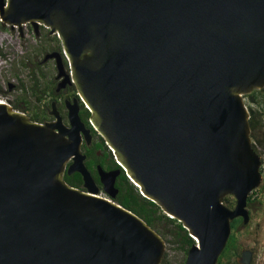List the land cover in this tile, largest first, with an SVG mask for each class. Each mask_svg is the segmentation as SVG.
Here are the masks:
<instances>
[{
    "label": "water",
    "instance_id": "95a60500",
    "mask_svg": "<svg viewBox=\"0 0 264 264\" xmlns=\"http://www.w3.org/2000/svg\"><path fill=\"white\" fill-rule=\"evenodd\" d=\"M0 21L56 33L43 59L118 165L98 167L99 195L75 97L66 125L53 103L40 122L0 101V264H159L163 238L113 200L120 169L196 237L181 264H215L261 179L241 96L264 86V0H0Z\"/></svg>",
    "mask_w": 264,
    "mask_h": 264
},
{
    "label": "rangeland",
    "instance_id": "374dc122",
    "mask_svg": "<svg viewBox=\"0 0 264 264\" xmlns=\"http://www.w3.org/2000/svg\"><path fill=\"white\" fill-rule=\"evenodd\" d=\"M0 34L3 35L2 39L0 37V87L6 90V85H35L31 83L32 80H36V85H49V78L54 74L51 62L49 60L44 61L42 64H37V62L42 58V54L49 50L48 48L51 44L38 38L35 39L31 31L29 29L26 30L23 26L22 34H20L16 27L9 29L1 21ZM64 67L68 69L67 62ZM29 75L31 76L29 77ZM18 93L17 90L5 91L0 93V99H4L9 103L15 101L19 95ZM253 95L257 101L264 103V89L255 91ZM241 97L246 108L247 106H257V102L250 101L247 96L243 95ZM27 110L30 111L32 109L28 108ZM259 156V167L262 169L259 185L262 184L264 186V150L260 152ZM256 191L258 197L264 198V189L257 188ZM225 196H228V200L231 201L229 206L231 207L234 201L233 197L231 195ZM246 208L249 213L248 220L245 224H239L236 231L238 254L241 249H249L251 251L249 264H264V200H261L260 203L253 202L250 205H246ZM168 227L170 225H166L164 229L169 231ZM159 235L161 236L160 233ZM161 237L164 240L162 256L164 255L167 264H181L185 254L176 248V244L170 241L167 234L164 236L166 240L163 236ZM238 258L239 255L237 264H240Z\"/></svg>",
    "mask_w": 264,
    "mask_h": 264
},
{
    "label": "trees",
    "instance_id": "16d2710c",
    "mask_svg": "<svg viewBox=\"0 0 264 264\" xmlns=\"http://www.w3.org/2000/svg\"><path fill=\"white\" fill-rule=\"evenodd\" d=\"M58 47V43L56 42V48ZM31 75H29L30 77ZM32 84H37L36 80L31 81ZM264 87L260 89H252L248 93L243 95L247 96L249 100L257 102V106L249 107L248 110V123H249V136L251 140V146L255 152L260 154L262 150H264V108L263 102L257 101L256 97L253 95L255 91L263 90ZM242 95V96H243ZM80 106L82 107V111L79 112V117L83 121L84 125H87L89 128L91 126L87 122L88 111L85 107L82 106L80 102ZM13 108L22 110L18 106L12 105ZM24 111V110H23ZM29 118L32 120H37L38 118L29 114ZM38 121V120H37ZM94 132V130L91 128ZM99 141L96 142L91 150L86 148V152L90 153L94 158L98 159L96 155H94V149L100 148L101 150L105 149L109 153V165L116 166L110 150L104 144L102 138L98 136ZM100 164H103L102 161L97 160ZM89 166V164H87ZM259 171L261 173L262 169L259 167ZM63 180L72 185L77 186V183L80 182V176L77 173L74 174H66L62 175ZM114 187L117 189L116 194L113 197V200L120 204L122 207L129 209L131 212L138 215L141 219H143L150 227L156 230L161 236H165L166 234L169 236L170 241L174 242L176 248L180 249L184 254L188 246L193 242V239L187 234L186 230L181 226V224L174 218L167 216L164 214L159 207L154 204L151 200L142 196L135 185L132 184L125 176L123 171L120 169L119 175L114 182ZM257 188L261 190L264 189V186L261 184L258 187L254 188L246 197V205H250L253 202L260 203L264 198L258 197ZM223 201L225 205L230 206L231 201L228 200V196L223 197ZM241 218L234 217L230 220V233L226 239L225 245L219 255L217 256V260L215 264H237L238 257V244H237V236L236 231L240 224ZM170 225L168 227L169 231H166L165 226ZM166 240V237H164ZM168 240V239H167ZM182 263V262H181ZM159 264H167L164 259V255L161 257V261Z\"/></svg>",
    "mask_w": 264,
    "mask_h": 264
},
{
    "label": "flooded vegetation",
    "instance_id": "af4514ba",
    "mask_svg": "<svg viewBox=\"0 0 264 264\" xmlns=\"http://www.w3.org/2000/svg\"><path fill=\"white\" fill-rule=\"evenodd\" d=\"M3 23V22H2ZM5 24V23H4ZM8 26L9 29H13L14 27H16L18 29V32L20 34H22V26L27 30L29 29L33 35V37H35V39H41L43 42H47L50 45V47L48 48V51H45L42 54V58L37 62V64H42L44 63V61H50L51 62V66L52 69L54 70V74L49 78V85H6V90L2 89L0 87V93H3L5 91L11 92V91H15L17 90L19 93L18 97L15 99V101H11L9 103H11L10 105H15L18 106L19 108H22V110L25 112L28 116L29 114H32L34 117L36 116L38 119V121H46V120H51L53 118V114L50 113L51 107L50 104L53 103L54 105V109L56 110V112L59 114L61 121L66 125L67 124V108H66V103L71 104L72 102V98L75 97L76 100V104L78 106V115L79 112L82 111V107L80 106V100L76 95V90L73 86L72 83L69 82H65L64 84H60L59 80H60V76L57 77L56 76V67H55V61L53 57H47L45 59H43V55L47 52H51V51H60V44H59V39L56 35V33L52 32L50 33L48 30V27L44 26L41 23L37 24L36 29H34L32 27V25L28 22L23 23L20 28H18L17 26L14 25H9V24H5ZM1 39L3 38V35L0 34ZM56 42L58 43V47L56 48ZM62 60V64H63V68L65 70V72H68V69H66L64 66L66 64V60L64 57L61 58ZM26 87V88H25ZM27 94V95H26ZM3 100L2 102H6V100L4 99H0ZM8 103V102H6ZM8 103V104H9ZM82 103V102H81ZM83 106V104H82ZM84 107V106H83ZM32 109V110H27V109ZM19 110V109H17ZM88 116V115H87ZM87 118V117H86ZM87 126V125H85ZM88 127V126H87ZM89 140L88 142H85L84 139L81 140L80 143V151L81 153L84 154V158L82 159L83 165L85 166V168L88 170L94 185L98 188L99 192L101 191V183L99 181V176L97 173V169L98 167L101 170L104 171H108V170H112L114 168H116V166H112L109 165V153L103 149L101 150L100 148H96L94 149V155H96V157H98V159L94 158L89 152H86V148H88V150H91L94 146V144L96 142L99 141L98 138V134L94 131L91 130V128H89ZM97 160H100L103 162V164H100V162H98ZM70 160L67 161V163H69ZM89 164V166L87 165ZM120 171V170H119ZM77 173L79 174L77 171H73L69 174H74ZM67 174V173H66ZM63 175V174H62ZM119 172L115 175L114 180H113V185L114 182L116 181V178L118 177ZM80 176V174H79ZM77 188L83 189L82 188V180H81V176H80V182L77 183V186H75ZM98 192V193H99ZM116 194V192H115ZM114 194V196H115ZM113 196V197H114Z\"/></svg>",
    "mask_w": 264,
    "mask_h": 264
},
{
    "label": "built area",
    "instance_id": "2783aa9c",
    "mask_svg": "<svg viewBox=\"0 0 264 264\" xmlns=\"http://www.w3.org/2000/svg\"><path fill=\"white\" fill-rule=\"evenodd\" d=\"M1 101H3V100H1ZM98 194H99V195H102V196H104V197H106V198H108V199H109V196H108V195H106L105 193H103L102 191H100Z\"/></svg>",
    "mask_w": 264,
    "mask_h": 264
},
{
    "label": "bare ground",
    "instance_id": "6f19581e",
    "mask_svg": "<svg viewBox=\"0 0 264 264\" xmlns=\"http://www.w3.org/2000/svg\"><path fill=\"white\" fill-rule=\"evenodd\" d=\"M5 24H9V23H5ZM15 26V25H14ZM1 101V100H0ZM194 240H197L196 237L193 238Z\"/></svg>",
    "mask_w": 264,
    "mask_h": 264
}]
</instances>
